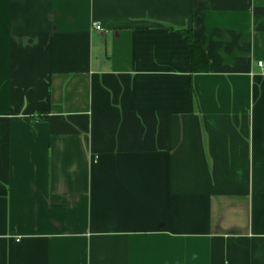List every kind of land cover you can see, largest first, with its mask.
<instances>
[{
    "label": "crops",
    "instance_id": "0c3cea01",
    "mask_svg": "<svg viewBox=\"0 0 264 264\" xmlns=\"http://www.w3.org/2000/svg\"><path fill=\"white\" fill-rule=\"evenodd\" d=\"M258 62L264 0H0V264H264Z\"/></svg>",
    "mask_w": 264,
    "mask_h": 264
},
{
    "label": "trees",
    "instance_id": "16d2710c",
    "mask_svg": "<svg viewBox=\"0 0 264 264\" xmlns=\"http://www.w3.org/2000/svg\"><path fill=\"white\" fill-rule=\"evenodd\" d=\"M189 40L192 44L194 53H195V61H194V66H193V73L196 72H209V63L208 59L204 54V51L200 47V45L197 42H194L193 36L190 32H187ZM204 60V62L202 61Z\"/></svg>",
    "mask_w": 264,
    "mask_h": 264
},
{
    "label": "built area",
    "instance_id": "2783aa9c",
    "mask_svg": "<svg viewBox=\"0 0 264 264\" xmlns=\"http://www.w3.org/2000/svg\"><path fill=\"white\" fill-rule=\"evenodd\" d=\"M93 27H94L95 30H97L99 32H104L105 31V29L98 23L94 24ZM258 66H259V68L262 69V71H264V62H258Z\"/></svg>",
    "mask_w": 264,
    "mask_h": 264
}]
</instances>
